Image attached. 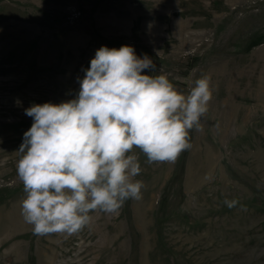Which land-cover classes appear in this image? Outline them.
I'll return each instance as SVG.
<instances>
[{
	"label": "rangeland",
	"instance_id": "374dc122",
	"mask_svg": "<svg viewBox=\"0 0 264 264\" xmlns=\"http://www.w3.org/2000/svg\"><path fill=\"white\" fill-rule=\"evenodd\" d=\"M122 45L180 92L211 77L201 129L174 162L133 150L139 200L36 235L16 174L24 110L75 98L96 50ZM0 264H264V0H0Z\"/></svg>",
	"mask_w": 264,
	"mask_h": 264
},
{
	"label": "clouds",
	"instance_id": "9594fccd",
	"mask_svg": "<svg viewBox=\"0 0 264 264\" xmlns=\"http://www.w3.org/2000/svg\"><path fill=\"white\" fill-rule=\"evenodd\" d=\"M157 71L130 45L101 46L78 78L75 98L32 104L19 146L16 174L26 194L20 213L36 235L78 233L95 211L117 214L139 200L145 184L134 149L147 163L174 162L191 147L190 131L213 98L211 77L202 75L187 93ZM232 207L233 202L225 201Z\"/></svg>",
	"mask_w": 264,
	"mask_h": 264
}]
</instances>
